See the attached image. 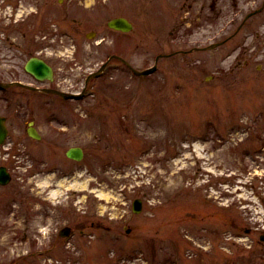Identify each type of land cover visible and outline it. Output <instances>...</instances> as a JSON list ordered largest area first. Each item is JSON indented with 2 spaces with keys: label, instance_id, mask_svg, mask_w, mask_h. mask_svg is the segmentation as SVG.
Returning a JSON list of instances; mask_svg holds the SVG:
<instances>
[{
  "label": "rangeland",
  "instance_id": "obj_1",
  "mask_svg": "<svg viewBox=\"0 0 264 264\" xmlns=\"http://www.w3.org/2000/svg\"><path fill=\"white\" fill-rule=\"evenodd\" d=\"M38 1L0 0V24L28 50L39 37L64 41L71 90H83L110 50L135 70L158 69L138 77L113 62L78 111L60 112L63 125L35 115L40 141L10 124L0 264H264V11L236 34L264 0H75L66 15L47 0L34 22ZM118 17L132 29H110ZM177 51L191 53L157 60ZM15 66L0 74L25 76ZM71 147L84 150L79 169ZM74 164L66 178L52 172Z\"/></svg>",
  "mask_w": 264,
  "mask_h": 264
},
{
  "label": "flooded vegetation",
  "instance_id": "obj_2",
  "mask_svg": "<svg viewBox=\"0 0 264 264\" xmlns=\"http://www.w3.org/2000/svg\"><path fill=\"white\" fill-rule=\"evenodd\" d=\"M74 1L75 0H58V3L60 8L63 9L66 6H70L71 4H73ZM78 1L79 3L81 2L80 0ZM83 1L86 2L87 0ZM20 2L21 0H14L15 6H18ZM80 5H82L86 9L89 6L88 3L86 4L83 2ZM93 5L95 6L96 3H94ZM36 7L37 9L36 11H34L35 15L33 16L36 17V19L33 18L34 22H36L38 17L45 15L46 11L49 10L50 4L47 0H39L38 2H36ZM60 11L65 12L64 15L68 13L66 9ZM55 16L59 18V14L56 13ZM29 18L32 17L30 16ZM246 18L240 24L236 34L241 32V30L246 26L247 21L251 20L253 17L248 18L247 20ZM22 20L24 22L27 21L26 19ZM10 32L11 31L7 32L6 29H4L0 24V65H4L6 62H13L14 65H16L15 68H21L23 74L27 78L25 76H22L18 71L13 74H0V117L4 118L6 127L8 129L6 143L10 138H12L10 129L11 123H21L23 125H27V135L29 136V129H32L39 137V139L35 138V140L40 141L42 139V136L38 130V118L35 115L37 113H44L43 117L46 123H58L60 125H63L65 121L62 120L63 118L61 116L64 115L60 112L63 110H68V107L71 105H73L74 110L78 111L80 109V103L84 100L71 97H67L65 99L64 97L80 94L87 87V84L80 93L67 87L66 82L68 81V74L67 71L61 67L62 65L66 64V60L61 57L65 53L58 49L59 46L67 49V47H65L64 45V41L62 42V45H57L56 43L54 45L51 41L43 40V38L39 37L38 39H34L30 42L28 50L22 44H20L19 46V39L17 38L18 36L20 38V33H15V31H12L11 33ZM226 41L227 40H225L224 42ZM106 43L108 42H97L98 49L106 48L104 46V44ZM112 44L113 42L111 43V45ZM73 48V56L75 57L79 54L81 45H79V42H76L73 45ZM199 49V47H195L191 51H199ZM5 51H9L10 53H5ZM106 54V61L101 65H98L99 68H101L110 59L111 61L122 59L119 61H121L124 65H126V63L128 62L126 57L123 58L121 54L116 50L107 51ZM179 54L188 55V52L183 53L177 51L172 54H162L160 58L172 59L175 57V55ZM33 60H39L50 67L52 71L51 76L37 78L34 74L27 71V64ZM21 62L23 63L20 66ZM91 73L92 72H90L89 74ZM11 114L14 115L11 116ZM57 115H59V117ZM56 117H58V119L60 118V120L57 119V121H54ZM55 166L57 168L54 167L56 169L53 172L54 174L58 173V177L64 178L69 174V169H61L60 165ZM71 170L72 174L77 172L74 168Z\"/></svg>",
  "mask_w": 264,
  "mask_h": 264
},
{
  "label": "water",
  "instance_id": "obj_3",
  "mask_svg": "<svg viewBox=\"0 0 264 264\" xmlns=\"http://www.w3.org/2000/svg\"><path fill=\"white\" fill-rule=\"evenodd\" d=\"M109 27L118 31L128 32L132 29V25L125 18H117L113 19L109 22ZM27 70L33 73L38 78L50 77L51 76V68L45 65L43 62L39 60H33L27 65ZM155 69L148 70L145 74L151 73ZM29 135L33 138H39L35 131L30 129L28 131ZM7 130L4 125V119L0 118V144L4 142L6 138ZM67 156L71 159L80 160L83 157V151L81 148H71L67 152ZM11 180L10 174L7 172L6 168H0V185H7ZM142 210V202L141 200H135L133 204V211L138 213ZM68 228H65L61 231V235L65 236L68 232ZM264 240V237L262 238Z\"/></svg>",
  "mask_w": 264,
  "mask_h": 264
},
{
  "label": "bare ground",
  "instance_id": "obj_4",
  "mask_svg": "<svg viewBox=\"0 0 264 264\" xmlns=\"http://www.w3.org/2000/svg\"><path fill=\"white\" fill-rule=\"evenodd\" d=\"M56 195H58V192L53 191V196H56Z\"/></svg>",
  "mask_w": 264,
  "mask_h": 264
}]
</instances>
